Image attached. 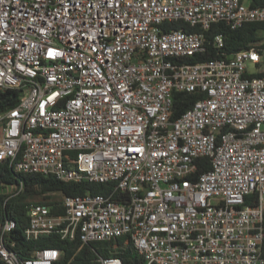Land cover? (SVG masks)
Wrapping results in <instances>:
<instances>
[{"label":"built area","instance_id":"obj_1","mask_svg":"<svg viewBox=\"0 0 264 264\" xmlns=\"http://www.w3.org/2000/svg\"><path fill=\"white\" fill-rule=\"evenodd\" d=\"M218 22L233 30L264 23V8L241 0H0V91L19 93L0 112V163L109 186L107 195L59 193L51 205L29 204L27 241L124 238L143 264H264V77L247 76L262 63L260 51L180 62L204 52V32ZM222 45L215 35L213 46ZM176 93L200 99L173 120ZM203 158L208 169L200 171ZM15 228L0 219V263L59 260L48 247L22 259Z\"/></svg>","mask_w":264,"mask_h":264},{"label":"trees","instance_id":"obj_2","mask_svg":"<svg viewBox=\"0 0 264 264\" xmlns=\"http://www.w3.org/2000/svg\"><path fill=\"white\" fill-rule=\"evenodd\" d=\"M249 8H264V0H241ZM175 27L178 25L175 24ZM185 31H195L185 27ZM222 35L223 45L217 49L213 46L215 35ZM204 47L202 53L194 57L183 58L181 63L193 64L209 60L226 59L236 52L256 48L260 51L262 63L257 66L258 72L248 77H264V23H245L237 29H231L225 23L218 22L204 32ZM19 93L13 90L0 91V112H4L17 105ZM200 96L198 94L176 93L173 96V110L171 119L178 118L189 109ZM200 171L208 169L206 159H199ZM22 183L23 190L17 193V186ZM89 191L92 195H107L108 185L88 183H65L51 176L39 174H17L7 162L0 163V219L6 216L16 224L11 238L15 241V251L22 259H28L38 248L48 247L60 251V258L54 264H97L98 258H119L122 264H143L142 257L132 244L121 238L110 242H96L81 246L78 238L74 240L60 239L58 235L43 236L35 242L27 241L23 235L27 225L26 211L32 200L36 203L53 204L57 199L53 194L62 196L82 195ZM11 196L5 203V200ZM51 213L56 214L55 211ZM264 231V216H263ZM264 253V240L262 243ZM2 264V263H0Z\"/></svg>","mask_w":264,"mask_h":264},{"label":"rangeland","instance_id":"obj_3","mask_svg":"<svg viewBox=\"0 0 264 264\" xmlns=\"http://www.w3.org/2000/svg\"><path fill=\"white\" fill-rule=\"evenodd\" d=\"M248 67H249V72H252V73L257 72V70H258L256 67H254L252 65H249ZM53 197L56 198V199L60 198V196H57V194H53ZM38 201H39L38 199H34V200H32V203H36Z\"/></svg>","mask_w":264,"mask_h":264}]
</instances>
